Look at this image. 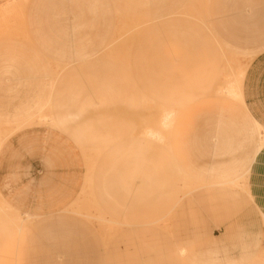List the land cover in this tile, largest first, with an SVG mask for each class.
<instances>
[{"label": "rangeland", "instance_id": "rangeland-1", "mask_svg": "<svg viewBox=\"0 0 264 264\" xmlns=\"http://www.w3.org/2000/svg\"><path fill=\"white\" fill-rule=\"evenodd\" d=\"M185 1L0 0V264H264V0Z\"/></svg>", "mask_w": 264, "mask_h": 264}, {"label": "crops", "instance_id": "crops-1", "mask_svg": "<svg viewBox=\"0 0 264 264\" xmlns=\"http://www.w3.org/2000/svg\"><path fill=\"white\" fill-rule=\"evenodd\" d=\"M189 24H191L189 25V28H191V26L194 25V22L192 19H190ZM55 151L56 150L53 147H50V145H47V147H43L42 151L39 153L38 161H39L40 167L39 169L38 168L36 169V174L40 176H38V178L36 179L37 183L52 182L54 181L53 179L54 176H57L63 173L61 171L62 166L59 165V161L61 157L60 155L56 154ZM48 183H47L46 189L41 188V190H39V192L41 193L40 197H43V198L47 196L50 197L47 194L43 195L44 193H46V191H49L53 188V187L48 186ZM70 195L72 194H71V191L69 190L67 193L63 194V197H68ZM59 200L60 199H58V202Z\"/></svg>", "mask_w": 264, "mask_h": 264}, {"label": "bare ground", "instance_id": "bare-ground-1", "mask_svg": "<svg viewBox=\"0 0 264 264\" xmlns=\"http://www.w3.org/2000/svg\"><path fill=\"white\" fill-rule=\"evenodd\" d=\"M186 2L189 4V0H186V1H185V5H187ZM164 120H165V119H164ZM162 122H163V121H162ZM165 122H167V120H165ZM167 124H168V123H167ZM76 209H77V207H76ZM78 210H79V209H78ZM72 211H73V210H72ZM75 211H76V210H75ZM79 211H80V210H79ZM76 212H77V211H76ZM78 213H79V212H78ZM84 213H85V212H84ZM86 213H87V212H86ZM86 213H85V214H86ZM87 214H88V213H87Z\"/></svg>", "mask_w": 264, "mask_h": 264}]
</instances>
